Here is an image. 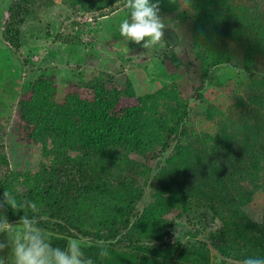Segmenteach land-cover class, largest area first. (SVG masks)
<instances>
[{"label": "trees", "instance_id": "16d2710c", "mask_svg": "<svg viewBox=\"0 0 264 264\" xmlns=\"http://www.w3.org/2000/svg\"><path fill=\"white\" fill-rule=\"evenodd\" d=\"M37 1L14 0L0 24V40L26 66L22 27ZM61 5L77 25L120 5L130 13L127 0ZM180 12L190 51L172 41L144 49L171 79L164 87L139 95L125 65L99 66L133 44L118 28L109 55L86 57L62 84L33 75L15 112L0 115V199L5 191L34 199L47 234L91 239L83 253L96 264L264 258V0H161L165 22ZM56 41L73 47L77 37ZM193 111L204 129L190 125ZM4 211L21 226L23 210Z\"/></svg>", "mask_w": 264, "mask_h": 264}, {"label": "rangeland", "instance_id": "374dc122", "mask_svg": "<svg viewBox=\"0 0 264 264\" xmlns=\"http://www.w3.org/2000/svg\"><path fill=\"white\" fill-rule=\"evenodd\" d=\"M14 0H0V24L3 15L8 11ZM54 4L44 5L41 1H37L33 7L35 9L34 16L30 18L22 27L21 45L23 52L28 58L29 64L26 66L18 57L9 51V49L0 40V115L13 114L17 107L18 97L21 93L23 84L38 73L55 74L57 83L62 84L72 76L73 70L83 67L85 58L97 55L96 53L109 55L104 50L106 42H110L112 31L120 28V24L127 19L125 8L121 5L117 7V11L105 18L94 20V17L87 16L84 21L85 25H77L73 23L74 19H65L62 10V0H54ZM39 16V17H38ZM37 17V18H36ZM75 18V17H74ZM185 16L180 12L176 13L172 19L166 20V24H170L178 32L173 31L171 27H166L165 38L159 45L150 46L147 50L135 43L122 48H114L113 55L109 59L104 60L99 66H106L107 63L114 62L116 66H126V71L130 79L133 81L135 89L139 95H145L153 92L157 88H162L171 82V79L158 76V72H162L158 55H153L155 51L163 48L165 43L173 41L177 37L176 48L178 50L188 49L191 43L189 23L184 19ZM75 21L76 18H75ZM82 23V22H81ZM74 34L77 37L76 45L63 44L56 41L58 35L63 37ZM144 42L141 41V44ZM161 46V47H160ZM160 47V48H159ZM152 52V57H145L144 51ZM150 60L149 62H147ZM229 71L219 72V78L223 81L229 77ZM26 75V76H25ZM241 77L237 74V78ZM198 103L192 104V109L198 108ZM194 112V111H193ZM196 121L197 123H194ZM202 120L196 112L190 119V125H196L198 130L205 128V124H201ZM21 226H13L12 229ZM200 227V226H199ZM16 230L10 231L8 234L0 233V240L11 241L14 238ZM52 238L50 242L54 247L65 248L70 239L48 235ZM203 237V236H200ZM81 246V250H89L93 241L88 238L77 240ZM90 252H92L90 250ZM0 257L7 264H15L12 248L1 250ZM87 255H84L86 258ZM87 259V258H86ZM213 264H222L221 258L213 253ZM93 264L94 261L92 260Z\"/></svg>", "mask_w": 264, "mask_h": 264}, {"label": "clouds", "instance_id": "9594fccd", "mask_svg": "<svg viewBox=\"0 0 264 264\" xmlns=\"http://www.w3.org/2000/svg\"><path fill=\"white\" fill-rule=\"evenodd\" d=\"M127 7L130 9L129 17L121 22L120 34L142 48L148 49L164 41L166 27L178 32L162 18L161 0H127ZM176 42L177 37L172 41L173 46ZM6 207L24 211L18 223L21 227L16 230L14 238L11 241L0 240V250L11 246L15 264H93L90 258H84L76 239H70L65 248L52 245L47 232L40 226L42 217L37 202L32 198L18 200L12 192L3 193L0 199V233L8 234L13 228L5 214ZM26 208L31 210V215L25 214ZM243 264H264V258L250 256L244 259Z\"/></svg>", "mask_w": 264, "mask_h": 264}, {"label": "crops", "instance_id": "0c3cea01", "mask_svg": "<svg viewBox=\"0 0 264 264\" xmlns=\"http://www.w3.org/2000/svg\"><path fill=\"white\" fill-rule=\"evenodd\" d=\"M19 228H20V227H17V229L14 228V229H12L11 231L18 230ZM48 235H50V234H48ZM48 237H51V236H48ZM50 239H52V238H50ZM0 254H1V250H0ZM0 261H2L3 264H7V263H5V260H4L3 258H1V257H0Z\"/></svg>", "mask_w": 264, "mask_h": 264}]
</instances>
